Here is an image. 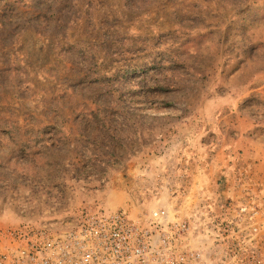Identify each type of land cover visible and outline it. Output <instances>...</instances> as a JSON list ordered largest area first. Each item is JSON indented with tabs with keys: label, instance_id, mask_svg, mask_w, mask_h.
Segmentation results:
<instances>
[{
	"label": "rangeland",
	"instance_id": "374dc122",
	"mask_svg": "<svg viewBox=\"0 0 264 264\" xmlns=\"http://www.w3.org/2000/svg\"><path fill=\"white\" fill-rule=\"evenodd\" d=\"M221 124L264 139V0H0V238L164 204Z\"/></svg>",
	"mask_w": 264,
	"mask_h": 264
},
{
	"label": "built area",
	"instance_id": "2783aa9c",
	"mask_svg": "<svg viewBox=\"0 0 264 264\" xmlns=\"http://www.w3.org/2000/svg\"><path fill=\"white\" fill-rule=\"evenodd\" d=\"M170 175L166 187L181 194ZM240 180L237 198L199 206L131 213L90 202L72 221L21 222L1 234L0 264H264V206Z\"/></svg>",
	"mask_w": 264,
	"mask_h": 264
},
{
	"label": "crops",
	"instance_id": "0c3cea01",
	"mask_svg": "<svg viewBox=\"0 0 264 264\" xmlns=\"http://www.w3.org/2000/svg\"><path fill=\"white\" fill-rule=\"evenodd\" d=\"M231 127V125L225 124L213 126L208 130L207 140L205 139L202 143L199 139L200 136L195 135L192 139L195 143L193 147L198 150L195 151L192 148V154L189 157L186 156L189 159L185 157L180 159L179 168H168L164 171L166 175L171 174L174 170L179 175L183 172L187 173L178 179V183L176 182L181 188L180 199L184 206L190 205V203V206H195L199 200H202L201 198L206 197L211 203H214L217 197L237 198L241 195V189L237 185L239 179L250 183L249 185L254 188L259 198L260 205L264 206V139L246 140L240 133H236L237 137L232 138ZM162 181L169 183V177ZM162 181L159 183L161 190L159 193L164 199L160 198V201L163 200L162 202L166 205L165 198L169 194L167 189L163 190L162 185L165 186V184ZM147 183L149 192L154 189L155 186L152 185L155 180L147 181ZM189 197H192L191 201ZM164 204L157 203L152 206H163Z\"/></svg>",
	"mask_w": 264,
	"mask_h": 264
}]
</instances>
